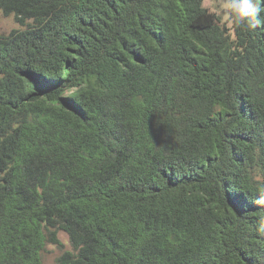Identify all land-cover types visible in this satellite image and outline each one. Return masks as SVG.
<instances>
[{
	"label": "trees",
	"instance_id": "trees-1",
	"mask_svg": "<svg viewBox=\"0 0 264 264\" xmlns=\"http://www.w3.org/2000/svg\"><path fill=\"white\" fill-rule=\"evenodd\" d=\"M235 1L0 0V264H264V0Z\"/></svg>",
	"mask_w": 264,
	"mask_h": 264
},
{
	"label": "rangeland",
	"instance_id": "rangeland-1",
	"mask_svg": "<svg viewBox=\"0 0 264 264\" xmlns=\"http://www.w3.org/2000/svg\"><path fill=\"white\" fill-rule=\"evenodd\" d=\"M232 5L231 0H204V6L211 11L216 12L222 23L231 25L229 9ZM234 7L240 9V1L234 2ZM16 27L13 16L6 17L0 12V33H9L12 28ZM62 240L66 243L65 249H70V244L67 242V235L62 233ZM64 249L56 245H48L43 255V264H58V259L63 253Z\"/></svg>",
	"mask_w": 264,
	"mask_h": 264
},
{
	"label": "clouds",
	"instance_id": "clouds-1",
	"mask_svg": "<svg viewBox=\"0 0 264 264\" xmlns=\"http://www.w3.org/2000/svg\"><path fill=\"white\" fill-rule=\"evenodd\" d=\"M241 11H243V7L241 8Z\"/></svg>",
	"mask_w": 264,
	"mask_h": 264
}]
</instances>
